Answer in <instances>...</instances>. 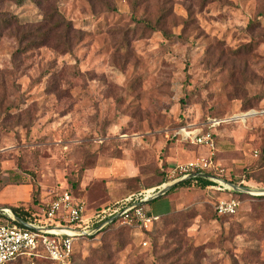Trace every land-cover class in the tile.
I'll list each match as a JSON object with an SVG mask.
<instances>
[{"label": "rangeland", "instance_id": "374dc122", "mask_svg": "<svg viewBox=\"0 0 264 264\" xmlns=\"http://www.w3.org/2000/svg\"><path fill=\"white\" fill-rule=\"evenodd\" d=\"M197 158L219 180L146 202L149 229L74 240L68 264H264V0H0V206L116 205Z\"/></svg>", "mask_w": 264, "mask_h": 264}, {"label": "built area", "instance_id": "2783aa9c", "mask_svg": "<svg viewBox=\"0 0 264 264\" xmlns=\"http://www.w3.org/2000/svg\"><path fill=\"white\" fill-rule=\"evenodd\" d=\"M221 121L213 119L209 127L217 125ZM175 131L192 143L213 144L209 132H201L196 128L191 130L185 126L179 127ZM209 168H213L211 162L197 158L179 164L172 173L183 176ZM158 188L159 186L129 194L118 204L109 205L99 211H90L85 198L75 197L69 191H63L55 194L44 204L41 212L37 213L39 218H35L32 222L26 221L31 227H25L12 221L6 216L9 213V208L4 207L5 209L1 210V213L6 216V220L0 221V264H10L20 257H27L31 260L34 257H44L51 264H68L73 252L74 240L90 236L93 232L99 231L111 223L136 228L140 231L149 229L155 221L159 220L160 215L149 212L145 204ZM142 201L146 202L139 203ZM238 206L239 201L233 197L221 199L216 205V211L219 215H230L236 211ZM87 210L91 212L88 217L85 216ZM115 215L117 217L113 221L100 228L102 223ZM62 226L76 228L90 232V234L77 235L63 232L58 229ZM47 227L51 228L47 229Z\"/></svg>", "mask_w": 264, "mask_h": 264}, {"label": "trees", "instance_id": "16d2710c", "mask_svg": "<svg viewBox=\"0 0 264 264\" xmlns=\"http://www.w3.org/2000/svg\"><path fill=\"white\" fill-rule=\"evenodd\" d=\"M24 1L25 0H14L15 4H17V5H22L24 3ZM26 38H28V37H26ZM32 43H33L32 44L33 47L38 44V42H36V41H32ZM192 183H195L198 187L204 188V187H206L208 185L214 184L215 182L213 180L207 178V177L195 176V177H192V178H187V179L179 181L174 187L169 189L166 193H169L172 189L176 188L177 186H185V185H190ZM70 194L72 196L79 197V196H76L72 192H70ZM31 197H32V200L34 202H37V200H38V198H37L38 197V188H34L32 190ZM86 202H87V200H86ZM87 206H88V209L90 211H99L102 208L107 207L109 205L104 204V205L99 206V207H90L88 202H87ZM9 208L11 209V211L13 212L14 215H16L17 217H20L21 219H23L24 221H27V222H32L36 218V215H37V213H32V212H30V210L28 208L25 209L22 206H10ZM220 216H226V215H220ZM4 220H6V216L0 212V221H4ZM95 225H97V224H95ZM112 225H114V223H111V224L105 226L104 228L100 229L99 232L106 231ZM88 237H91V236L82 237V238H88ZM72 254H73V252H72ZM71 256H70V258H71ZM70 258H69V260H70ZM33 260H38V261L39 260H46V258H44V257H34Z\"/></svg>", "mask_w": 264, "mask_h": 264}, {"label": "water", "instance_id": "95a60500", "mask_svg": "<svg viewBox=\"0 0 264 264\" xmlns=\"http://www.w3.org/2000/svg\"><path fill=\"white\" fill-rule=\"evenodd\" d=\"M195 176H202V177H207L209 179L219 180V178H217V176L211 175V174H209L207 172H201L200 171V172L188 173L186 175L181 176L177 180H174L173 182H170V183H167V184H162V187L158 188V190L149 198V200H151V199H153V198H155L157 196L163 195L170 188L174 187L179 181L187 179V178H192V177H195ZM223 182L226 183V186L228 188H231V189L236 190V191L250 192L252 190L248 186H242V185H239V184H233V183H230V182H227V181H223ZM258 191H263L262 193H264V189L263 190L261 189V190H258ZM145 202L146 201H142V202H139V203H145ZM3 209H5V208L0 206V212ZM8 210H9V214H6V216L8 218H10L12 221L16 222L19 225L25 226V227H31V225L28 224L26 221H24L20 217H17L16 215H14L13 212L11 211V209H8ZM116 217H117V215L112 216L111 218H109L107 221H105L104 223H102L100 225V228L105 226V225H107V224H109ZM49 228H51V227H47V229H49ZM53 229H55V228H53ZM58 229H60V231H63V232H68V233L77 234V235H88V234H90V232L81 231V230H78V229L72 228V227L62 226V227H59Z\"/></svg>", "mask_w": 264, "mask_h": 264}, {"label": "bare ground", "instance_id": "6f19581e", "mask_svg": "<svg viewBox=\"0 0 264 264\" xmlns=\"http://www.w3.org/2000/svg\"><path fill=\"white\" fill-rule=\"evenodd\" d=\"M256 192V191H255Z\"/></svg>", "mask_w": 264, "mask_h": 264}]
</instances>
